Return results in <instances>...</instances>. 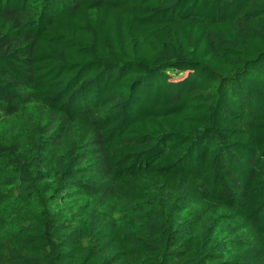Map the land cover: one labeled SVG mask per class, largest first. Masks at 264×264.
Masks as SVG:
<instances>
[{"label":"trees","instance_id":"trees-1","mask_svg":"<svg viewBox=\"0 0 264 264\" xmlns=\"http://www.w3.org/2000/svg\"><path fill=\"white\" fill-rule=\"evenodd\" d=\"M0 264H264V0H0Z\"/></svg>","mask_w":264,"mask_h":264},{"label":"rangeland","instance_id":"rangeland-1","mask_svg":"<svg viewBox=\"0 0 264 264\" xmlns=\"http://www.w3.org/2000/svg\"><path fill=\"white\" fill-rule=\"evenodd\" d=\"M24 133V131H19V133H17V134H13V133H8V132H5L4 134L8 137V138H10V139H16V140H20V137H22V134ZM91 199H93V198H91ZM126 209H123V211H125Z\"/></svg>","mask_w":264,"mask_h":264}]
</instances>
